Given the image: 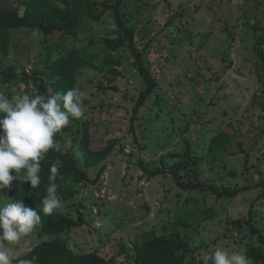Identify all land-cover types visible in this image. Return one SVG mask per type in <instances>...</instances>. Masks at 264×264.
<instances>
[{"label":"rangeland","instance_id":"obj_1","mask_svg":"<svg viewBox=\"0 0 264 264\" xmlns=\"http://www.w3.org/2000/svg\"><path fill=\"white\" fill-rule=\"evenodd\" d=\"M51 1L73 9L72 0ZM94 1L108 7L104 23L81 19L74 35L52 40L38 27L12 28L0 53V92L9 98L44 95L48 63L69 50L84 56L74 85L86 93L84 116L60 133L89 179L58 210L82 222L62 242L112 264H136L139 247L174 232L189 241L193 264L217 247L264 249V185L255 186L264 183V0ZM127 30L157 83L138 111L147 83ZM181 160L194 188L169 172ZM42 240L33 231L5 242L19 251L13 264Z\"/></svg>","mask_w":264,"mask_h":264},{"label":"trees","instance_id":"obj_2","mask_svg":"<svg viewBox=\"0 0 264 264\" xmlns=\"http://www.w3.org/2000/svg\"><path fill=\"white\" fill-rule=\"evenodd\" d=\"M73 9L63 8L55 5L51 0H0V53H6L11 47V29L18 27H38L41 28L47 40H52L58 36H71L76 33V29L81 19L87 20L89 25H99L107 21L108 7L94 0H72ZM23 6V9L21 8ZM76 13H75V12ZM118 12V8H117ZM118 15V14H117ZM117 21L123 27L119 15ZM130 45L139 63L140 73L147 83V88L142 92L136 102L135 111H138L147 101L150 94L156 87V79L150 69L143 63L140 52L137 51L131 31L127 30ZM119 45L123 44L120 39ZM84 56L72 50L61 54L43 70L46 78L42 82V90L45 96H51L57 92H66L74 88L76 83V73L82 67ZM87 138V137H86ZM60 144L61 151L49 150L44 159L40 161L41 185L32 189L30 182L14 180L11 190L5 189L0 194H5L12 199L24 200V203L35 210L41 216L40 225L34 230L43 238L41 243L35 245L24 259L37 257L33 264H112L97 251L88 253H75L66 243L61 240L64 232H70L74 228L82 225V222L67 217L58 210H54L51 215L43 212V199L46 189L51 183L57 185V194L62 203L71 199L77 192L78 185L89 179L85 169H83L78 159L66 154L62 148L61 133L54 137ZM215 148H226L222 140L215 139ZM85 153L90 158L88 141L84 142ZM104 156H100L97 161H101ZM62 161L59 174L55 181L49 179L50 167L57 160ZM184 160L177 161L170 168V173L175 180L184 188H194L195 185L183 180L182 169ZM15 175V170H10ZM25 174L21 170V176ZM63 177L61 179L60 177ZM260 183L255 186H262ZM253 185L233 190L223 189L222 195L232 197L237 195L242 189H252ZM264 244V238H262ZM192 253L189 241L180 233L174 232L171 235L155 236L136 252V264H193L188 259ZM245 256L253 261V264H264V249L261 246H250Z\"/></svg>","mask_w":264,"mask_h":264},{"label":"clouds","instance_id":"obj_3","mask_svg":"<svg viewBox=\"0 0 264 264\" xmlns=\"http://www.w3.org/2000/svg\"><path fill=\"white\" fill-rule=\"evenodd\" d=\"M86 93L79 88L57 92L51 96L27 93L9 98L0 92V192L11 190L14 180L30 182L32 189L41 185L40 161L49 150L61 151L55 135L67 127L71 119L84 116L83 100ZM62 161L57 159L50 167L49 179L55 181ZM10 170H15V175ZM21 170L25 174L21 176ZM63 179V177H60ZM43 212L51 215L62 208L57 194V185L51 183L42 201ZM41 216L37 210L28 207L24 200L0 198V264H13L19 256L18 250L6 247L5 242L18 243L29 236L40 225ZM37 257L20 260L19 264H33ZM253 264L242 253L217 247L215 252L203 256V264Z\"/></svg>","mask_w":264,"mask_h":264}]
</instances>
